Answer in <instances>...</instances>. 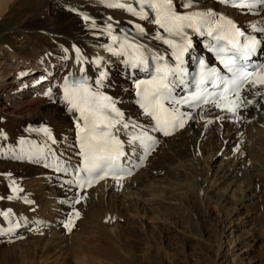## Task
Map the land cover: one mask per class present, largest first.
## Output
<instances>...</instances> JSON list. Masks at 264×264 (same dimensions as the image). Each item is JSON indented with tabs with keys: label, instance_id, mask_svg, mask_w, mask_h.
Masks as SVG:
<instances>
[{
	"label": "bare ground",
	"instance_id": "obj_1",
	"mask_svg": "<svg viewBox=\"0 0 264 264\" xmlns=\"http://www.w3.org/2000/svg\"><path fill=\"white\" fill-rule=\"evenodd\" d=\"M195 7L196 10L205 6ZM85 16L90 19L85 20ZM11 20L19 34L13 38L24 47L18 49L9 42L0 45V62L3 63L0 66V195L5 197L10 192L8 184L11 182L44 176L43 169L20 162L28 160L41 140L37 131L30 129H38L47 123L59 140L53 147L71 144L74 114L69 110L66 112L62 99L50 103L39 95L50 88L46 83L48 73L51 77L56 73L61 80L69 73L77 75L81 67L71 52L74 45L80 46L88 60L86 74L89 83L95 81L101 72L108 71L111 90L131 116L135 110L124 78L125 67L118 55L104 49L105 45L112 44L105 27L106 23L112 22L113 34L120 36L124 34L121 30H132L134 22H143L152 30V24L131 13L107 7L106 0H0V24ZM96 58H101L99 65L94 62ZM128 76L133 79L129 73ZM32 89L39 91L33 99L28 98ZM22 136H29L30 141H20ZM228 147L234 151L242 149L243 155H249L254 151L252 149L264 153V121L239 127L226 122L187 125L150 158L148 169L138 172L132 181L101 182L90 191V195L82 196V202L74 208L83 213V220L73 233L66 235L64 230L54 228L10 243L1 241L0 264H42L50 252L54 254L51 259L58 264H117L119 256V264H138L135 259L137 249H140L138 244H148L149 247L158 244L155 235L158 227L154 225L149 230L143 219L156 222L164 217L178 216L173 205L188 203L189 197L195 199L196 208L201 212L204 204L200 199L204 191L202 183L196 179L200 176L198 160L207 155L210 164L208 160L205 163L210 168L213 160L217 162L215 158L219 151ZM257 156L264 158L259 153ZM235 167L233 165V169ZM220 169L221 172L217 171L223 173L222 176L227 173L237 177V170ZM252 170L259 172L262 166H255ZM181 180H196L194 188L182 185ZM49 184L45 180L44 186L36 184L32 190L39 197L46 191L52 195L56 190ZM32 185L29 186L32 188ZM172 188L183 192L178 196ZM258 222L264 226V214Z\"/></svg>",
	"mask_w": 264,
	"mask_h": 264
},
{
	"label": "snow or ice",
	"instance_id": "obj_2",
	"mask_svg": "<svg viewBox=\"0 0 264 264\" xmlns=\"http://www.w3.org/2000/svg\"><path fill=\"white\" fill-rule=\"evenodd\" d=\"M194 2L195 0H186L183 7L191 9ZM106 3L109 8L122 9L157 26L154 36H148L145 27L139 23L134 24L132 30H121L124 34L120 36L113 34L112 23H106L105 32L111 37L112 44L105 47L109 52L126 57L123 62L131 69L149 74V79L135 80L136 95L143 114L155 122L153 129L164 136L172 135L178 128H183L187 121L193 118L192 111L196 109L205 114L210 113L212 109H220L239 118L238 110L252 103L246 98L245 92L264 86V63L252 62V57L264 45V40L254 35H246L240 26L223 14L213 9L180 13L176 10L173 0H106ZM220 3L251 12L258 4L264 5V0H220ZM84 18L90 19L88 16ZM92 26L95 27V22H92ZM253 29L264 33V28L256 29L253 25ZM190 31L210 38L208 47L216 52L230 75L221 76L216 69L203 71L204 61L199 60L202 69L199 80L195 75L191 76V80L185 79L189 74L185 71L183 56L192 48ZM145 39H154L168 45L171 56L175 59L174 66H170L159 51H153L146 43L141 42ZM67 51L65 49V52ZM75 59L82 64L87 58L79 48H75ZM94 62L99 65L101 58H96ZM78 72L79 75L69 73L65 76L61 87L63 101L69 105L68 110L78 114L74 123L78 130V155L82 157V164L58 166L57 170L68 172L71 168L76 174V179L68 183H76L81 188L91 187L93 183L110 175L120 181L123 179L120 173L127 171L128 175H131L130 169L121 167L122 158L127 159L128 154L124 151L123 142L118 139L121 129H128L130 122L125 121L124 113L117 108L118 101L101 91L105 86L107 73L101 72L95 81L89 83L85 69L81 67ZM177 88L193 90L177 99ZM50 92L51 90L49 94ZM255 95L260 93L256 92ZM180 106H187L188 111H181ZM207 123L211 124L212 121ZM30 131L44 133L51 139V131L47 127ZM137 142L145 146L146 152L156 143L151 136L145 134L133 136L128 144L132 146ZM12 191L22 189L13 187ZM12 198L14 197H9ZM79 202L75 200L73 203ZM73 214L69 215L65 222L68 231L72 230L74 217H79V212L74 207Z\"/></svg>",
	"mask_w": 264,
	"mask_h": 264
},
{
	"label": "rangeland",
	"instance_id": "obj_3",
	"mask_svg": "<svg viewBox=\"0 0 264 264\" xmlns=\"http://www.w3.org/2000/svg\"><path fill=\"white\" fill-rule=\"evenodd\" d=\"M17 35L19 34L15 29L14 21L0 24V45L9 42L8 44L22 49L23 43L13 38ZM2 64L0 62V66ZM225 149L227 150L219 151L215 158L217 162L213 160L210 168H207L205 163L210 160L207 155H203L202 159L198 160L200 176L196 179L199 184L202 183L201 187L204 191L200 199L204 204L201 212L196 208L195 199L189 197L188 203L173 205L179 217L176 215L170 219L164 217V220L156 222L143 219L149 230H152L154 225L158 227L155 231L158 244H152L151 247L147 246L148 244H138L142 250L137 249L135 254L138 264H264V226L258 222L264 214V158L257 156V153L261 155L264 153L257 151L256 153L255 149H252L254 151L249 155H243L242 149L235 151L229 147ZM225 155L235 158L236 162L229 163L223 160L222 157ZM243 161H247V164L250 162V165L246 166ZM233 165L237 168L233 169ZM260 165L262 166L260 173L252 170ZM221 167L237 170V177H231L227 173L220 175L223 174L219 173ZM252 171L256 174L254 175ZM206 172L207 177H205ZM169 176L171 179L174 178V175ZM218 176L219 182L216 180ZM43 179L28 178L22 180L21 182L24 183L20 182V184L27 187L33 184V187H30L33 189L36 184L44 186ZM195 181L180 182L182 185H191L194 188ZM171 190L178 196L183 192L174 188ZM197 197L200 198L199 195ZM187 217H190V220ZM46 258L48 259L42 264H58L51 259L54 258L53 252L47 254ZM120 260V256L116 258L117 264Z\"/></svg>",
	"mask_w": 264,
	"mask_h": 264
}]
</instances>
